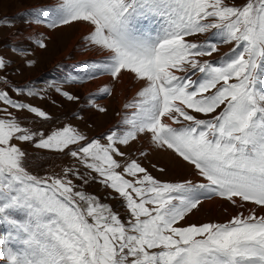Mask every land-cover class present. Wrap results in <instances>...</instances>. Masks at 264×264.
<instances>
[{
    "label": "snow or ice",
    "instance_id": "1",
    "mask_svg": "<svg viewBox=\"0 0 264 264\" xmlns=\"http://www.w3.org/2000/svg\"><path fill=\"white\" fill-rule=\"evenodd\" d=\"M29 16L52 30L86 27L84 46L100 58L80 65L83 75L70 82L103 76L102 94L125 81L137 91L123 104L131 114L89 138L71 124L26 127V114L51 117L0 90V264H264V0H55ZM45 40L37 47L46 49ZM221 44L233 45L230 53L206 59ZM145 142L192 166L199 182L153 176L139 159L147 153L130 152ZM28 147L71 157L88 172L33 175ZM73 177L118 194L126 218ZM214 198L237 213L227 222H188Z\"/></svg>",
    "mask_w": 264,
    "mask_h": 264
},
{
    "label": "rangeland",
    "instance_id": "2",
    "mask_svg": "<svg viewBox=\"0 0 264 264\" xmlns=\"http://www.w3.org/2000/svg\"><path fill=\"white\" fill-rule=\"evenodd\" d=\"M50 2L51 0H0V19H7L9 25H11H0V57L6 61V67L0 69V90L7 91L15 100L39 107L51 117L50 121H41L38 118L32 117V114H26L25 126L33 128L34 131L50 132L57 127L71 124L89 138H100L102 134H105L108 130L118 125L121 116L131 114L132 110L120 108L119 95L113 93L112 95H102L101 99L108 100L111 104H101L100 107L106 108L107 111L100 113L96 107L91 105V92L85 89L87 85L93 84V80H87L83 84L69 82L65 85H58L59 80L48 77V75L52 76L55 74L58 68L70 73V77H72L73 75L69 71L71 64L68 63L73 62L76 65L75 61L76 63L81 61L78 55L91 57L84 60V63L85 61L90 62V60L100 58L94 56L96 53L85 48L84 36H82V28L80 27L81 24L52 30L43 25L29 23L31 17L26 14L28 12L26 8L45 3L49 4ZM242 2L243 0H236V3ZM31 35L33 37L39 36V39L46 38L47 48H38L36 41L31 39ZM210 35L211 33L199 36L196 38L197 42H203ZM77 37L79 41L75 45V49L66 57L63 56ZM232 47L233 45L221 44L219 45L218 52L206 59L217 61L225 53H230ZM29 61H34V63L30 64ZM70 77L68 81H70ZM49 85L59 86L64 91L78 96L79 100L68 101L60 93L56 92L55 87H49ZM117 86H114V92ZM29 87L42 90L41 96L43 98L41 99V96H18L14 91L16 88ZM132 98V96H128L125 99V103ZM0 107H3V105H0ZM9 111L16 114L13 109H9ZM0 115H3V113H0ZM138 149L146 151L148 153L147 157H139ZM27 150L28 166L33 175L41 177L49 176L54 173H61L64 168L69 167L79 169L82 174H87L88 172V170L76 164L71 157L57 158L45 150H37L31 147H28ZM130 152L133 158L139 157L141 163L143 162V164L147 165L150 172L163 181L175 182L185 178L199 179L198 177H193L195 171L192 166L174 156L170 151L158 150L150 145L146 146L145 142L135 144ZM153 165H155L157 170L154 169ZM161 167L165 169L164 173L159 172V168ZM91 175L95 176L94 173ZM73 181L87 194L101 197L100 201L105 204H110L122 219L126 218L127 213L121 207V200L118 198V194L104 187L98 182V179L88 177L87 184H84L81 180H76L74 177ZM210 202L212 204L209 203L208 205L204 201L197 210H194V214H190L188 217V222L193 224L227 222L232 215L237 213L235 207L224 201L218 206L212 201ZM259 214L264 215V212H259ZM2 231L3 229H0V232Z\"/></svg>",
    "mask_w": 264,
    "mask_h": 264
},
{
    "label": "bare ground",
    "instance_id": "3",
    "mask_svg": "<svg viewBox=\"0 0 264 264\" xmlns=\"http://www.w3.org/2000/svg\"><path fill=\"white\" fill-rule=\"evenodd\" d=\"M80 27L82 28V33L84 34L85 33V35H86V27L84 26V25H80ZM81 33V34H82ZM80 34V33H79ZM82 34V36H84ZM47 36V35H46ZM80 38H82L81 36H80ZM78 41H79V38L77 37L76 39H75V41H73L72 43H71V45L68 47V49H67V51L64 53V55L63 56H67L69 53H71L74 49H75V45L78 43ZM81 47V46H80ZM94 56H98V57H100V55H99V53H96V55H94ZM78 57H80V59L81 60H86V59H89V58H91L90 56H79L78 55ZM94 58H96V57H94ZM86 62V61H85ZM83 64H84V62H83ZM80 68V67H79ZM109 82V78H106V77H99L98 79H96V80H93V84H90V85H87L86 87H85V89H86V91H89V92H91L90 93V96L92 97V100L90 101L91 102V105H93V103H92V101H94L95 102V104L96 105H101V104H105V105H109V104H111V102L110 101H108V100H102L101 99V97H102V95H104V94H102L100 91H99V89L100 88H102L103 86H104V84H106V83H108ZM134 83V82H133ZM136 91H137V88H135V87H133V85H132V83H129V82H127V81H125L123 84H121V85H118L117 86V89H116V91L114 92L113 91V93L114 94H118L119 95V97H118V100H119V104H120V108H123V104L125 103V99H127V97L128 96H132V97H134L135 96V93H136ZM115 97V96H114ZM110 102V103H109ZM122 117V116H121ZM154 151V150H153ZM175 156V155H174ZM184 163V162H183ZM193 177H197L195 174H194V176ZM192 177V178H193ZM197 179V178H196ZM210 201H212L216 206H218L222 201H220L218 198H214V199H212V200H207L206 201V204H208L209 205V203H211ZM212 204V203H211Z\"/></svg>",
    "mask_w": 264,
    "mask_h": 264
},
{
    "label": "crops",
    "instance_id": "4",
    "mask_svg": "<svg viewBox=\"0 0 264 264\" xmlns=\"http://www.w3.org/2000/svg\"><path fill=\"white\" fill-rule=\"evenodd\" d=\"M45 5H47V4L45 3V4L38 5V6H34V7L38 8V7H43V6H45ZM34 7H29V8H26V9H31V8H34Z\"/></svg>",
    "mask_w": 264,
    "mask_h": 264
}]
</instances>
